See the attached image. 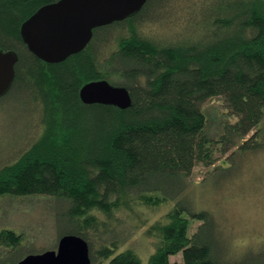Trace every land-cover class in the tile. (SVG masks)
<instances>
[{
    "label": "trees",
    "instance_id": "obj_1",
    "mask_svg": "<svg viewBox=\"0 0 264 264\" xmlns=\"http://www.w3.org/2000/svg\"><path fill=\"white\" fill-rule=\"evenodd\" d=\"M50 1L54 0H0V48L18 55L12 85L0 99L21 90L29 100L38 101L43 112L41 136L14 162L0 168V197L51 196L63 202L64 233L87 241L90 264L96 257L94 241L100 244V263L142 264L130 249L115 253L128 238V227L119 222L116 212L127 200L156 193L172 202L173 209L171 221L162 226L163 244L146 264H177L168 256L178 251L182 264H260L255 256L240 257L241 252L228 257L221 226L195 198L196 188L189 185L188 176L194 163L209 155L205 145L211 139L204 134L202 104L211 96H221L235 117L221 124L214 140L221 144V153L234 146L231 155L264 147L261 0L220 3L205 23L207 30H215V37L203 46L177 39L156 43L132 30L117 38V49L102 62L95 48L114 25L151 16L164 2L146 0L135 14L93 28L81 51L48 63L27 49L19 25ZM98 78L125 86L132 104L121 109L82 103L79 87ZM183 214L199 221L190 235ZM23 245L21 234L0 230V246L7 250L4 264L39 252L19 254Z\"/></svg>",
    "mask_w": 264,
    "mask_h": 264
},
{
    "label": "rangeland",
    "instance_id": "obj_2",
    "mask_svg": "<svg viewBox=\"0 0 264 264\" xmlns=\"http://www.w3.org/2000/svg\"><path fill=\"white\" fill-rule=\"evenodd\" d=\"M235 1L164 0L153 15L136 16L128 22L114 25L110 35L97 45L95 51L98 58L105 62L117 49V38L129 35L132 30L156 43L177 39L181 44L203 46L216 34L213 29L207 30L205 23L208 17L219 10L220 3ZM260 2L264 4V0ZM236 3H239L238 0ZM105 65L101 63L102 69L106 68ZM202 110L206 116L204 134L211 139V144L205 145L209 155L194 163L188 176L189 185L196 188L195 198L213 212L221 226L228 242V257L235 258L241 252L240 257L255 256L258 263L264 264V147L244 153L235 151L231 155L234 146L221 153V144L214 140L218 139V132L222 130L221 124L226 120L233 121L235 117L221 96L207 98ZM41 113V104L29 100L24 91L14 89L0 99V168L14 162L41 136ZM62 209L63 202L46 194L2 196L0 230L21 234V242L25 245L19 254H23L24 250L55 249L59 236L67 230L61 217ZM172 209V202L152 192L127 200L116 215L119 222L128 227V238L116 247L115 253L130 249L142 264L148 263L163 244L162 226L171 221ZM183 216L188 222L187 234L190 235L199 221L186 214ZM261 245V249L257 250ZM99 248V242L94 241L92 251L96 257L93 264L106 262H99ZM6 251L0 246V264H4L3 254ZM168 259L182 264L180 251L170 254Z\"/></svg>",
    "mask_w": 264,
    "mask_h": 264
},
{
    "label": "water",
    "instance_id": "obj_3",
    "mask_svg": "<svg viewBox=\"0 0 264 264\" xmlns=\"http://www.w3.org/2000/svg\"><path fill=\"white\" fill-rule=\"evenodd\" d=\"M146 0H54L37 7L19 25L27 49L37 58L56 63L81 51L95 27L122 20L138 12ZM17 53L0 48V96L11 87ZM84 104L100 103L124 109L132 104L128 89L105 78L81 84ZM87 241L78 234L59 236L55 249L25 254L12 264H90Z\"/></svg>",
    "mask_w": 264,
    "mask_h": 264
},
{
    "label": "flooded vegetation",
    "instance_id": "obj_4",
    "mask_svg": "<svg viewBox=\"0 0 264 264\" xmlns=\"http://www.w3.org/2000/svg\"><path fill=\"white\" fill-rule=\"evenodd\" d=\"M92 37V36H91ZM91 40V39H90ZM89 43V42H88Z\"/></svg>",
    "mask_w": 264,
    "mask_h": 264
}]
</instances>
